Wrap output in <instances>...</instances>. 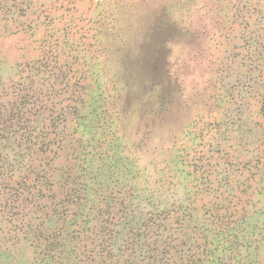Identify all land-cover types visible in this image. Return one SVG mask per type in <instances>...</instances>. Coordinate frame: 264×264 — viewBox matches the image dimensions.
Returning <instances> with one entry per match:
<instances>
[{
	"label": "rangeland",
	"instance_id": "obj_1",
	"mask_svg": "<svg viewBox=\"0 0 264 264\" xmlns=\"http://www.w3.org/2000/svg\"><path fill=\"white\" fill-rule=\"evenodd\" d=\"M0 264H264V0H0Z\"/></svg>",
	"mask_w": 264,
	"mask_h": 264
},
{
	"label": "snow or ice",
	"instance_id": "obj_2",
	"mask_svg": "<svg viewBox=\"0 0 264 264\" xmlns=\"http://www.w3.org/2000/svg\"><path fill=\"white\" fill-rule=\"evenodd\" d=\"M156 2H158V0H156Z\"/></svg>",
	"mask_w": 264,
	"mask_h": 264
}]
</instances>
